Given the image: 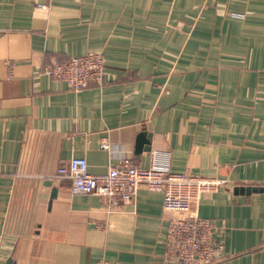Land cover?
Returning <instances> with one entry per match:
<instances>
[{"label":"crops","instance_id":"obj_1","mask_svg":"<svg viewBox=\"0 0 264 264\" xmlns=\"http://www.w3.org/2000/svg\"><path fill=\"white\" fill-rule=\"evenodd\" d=\"M91 50L101 82L77 90L44 70ZM130 155L226 181L185 227L162 219L163 193L146 185L108 209L50 178L74 156L102 173ZM0 254L264 264V0H0Z\"/></svg>","mask_w":264,"mask_h":264},{"label":"built area","instance_id":"obj_2","mask_svg":"<svg viewBox=\"0 0 264 264\" xmlns=\"http://www.w3.org/2000/svg\"><path fill=\"white\" fill-rule=\"evenodd\" d=\"M44 70L78 90L91 82L103 80L105 59L102 52L91 50L67 59L55 57L44 66ZM102 147L110 148L111 145L104 140ZM50 178L56 183L70 179L73 193L98 194L108 209L132 203L139 187L146 185L163 193L162 219L185 227L199 225L202 194L226 181L186 171H173L159 164L144 167L131 155L120 157L102 173L90 172L87 158L74 156L61 163Z\"/></svg>","mask_w":264,"mask_h":264},{"label":"water","instance_id":"obj_3","mask_svg":"<svg viewBox=\"0 0 264 264\" xmlns=\"http://www.w3.org/2000/svg\"><path fill=\"white\" fill-rule=\"evenodd\" d=\"M147 141H148V139L145 136V134L143 132L139 133V135H138V144H137L138 150H142L143 144L145 142H147ZM147 148L150 149V147H147Z\"/></svg>","mask_w":264,"mask_h":264},{"label":"rangeland","instance_id":"obj_4","mask_svg":"<svg viewBox=\"0 0 264 264\" xmlns=\"http://www.w3.org/2000/svg\"><path fill=\"white\" fill-rule=\"evenodd\" d=\"M228 4V3H227Z\"/></svg>","mask_w":264,"mask_h":264}]
</instances>
